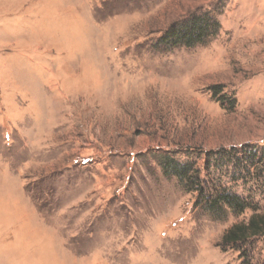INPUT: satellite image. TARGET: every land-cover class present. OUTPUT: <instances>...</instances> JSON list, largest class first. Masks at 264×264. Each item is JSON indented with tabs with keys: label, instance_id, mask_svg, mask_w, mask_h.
I'll use <instances>...</instances> for the list:
<instances>
[{
	"label": "rangeland",
	"instance_id": "rangeland-1",
	"mask_svg": "<svg viewBox=\"0 0 264 264\" xmlns=\"http://www.w3.org/2000/svg\"><path fill=\"white\" fill-rule=\"evenodd\" d=\"M198 9L207 43L158 42ZM253 213L264 0H0V264H264V233L221 244Z\"/></svg>",
	"mask_w": 264,
	"mask_h": 264
},
{
	"label": "trees",
	"instance_id": "trees-1",
	"mask_svg": "<svg viewBox=\"0 0 264 264\" xmlns=\"http://www.w3.org/2000/svg\"><path fill=\"white\" fill-rule=\"evenodd\" d=\"M218 27L219 25L215 18L208 12L198 9L174 21L162 34L158 42L166 46L182 44L186 47H193L203 45L218 32ZM163 167L164 169L170 167L175 175L182 179L187 178L194 184L199 182L197 171H192V168L186 164H180L165 157ZM207 200L208 207L213 210H220L222 206H227L235 212H242L243 209L250 206L241 196L227 191L218 192L214 196L208 197ZM263 233L264 214L253 213L247 222L231 225L222 235L221 244L233 246L237 242L248 239L250 236Z\"/></svg>",
	"mask_w": 264,
	"mask_h": 264
}]
</instances>
